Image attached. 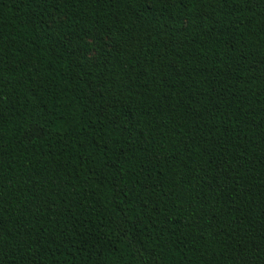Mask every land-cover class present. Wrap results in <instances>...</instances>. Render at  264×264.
Instances as JSON below:
<instances>
[{"label": "trees", "instance_id": "1", "mask_svg": "<svg viewBox=\"0 0 264 264\" xmlns=\"http://www.w3.org/2000/svg\"><path fill=\"white\" fill-rule=\"evenodd\" d=\"M0 264H264V0H0Z\"/></svg>", "mask_w": 264, "mask_h": 264}]
</instances>
